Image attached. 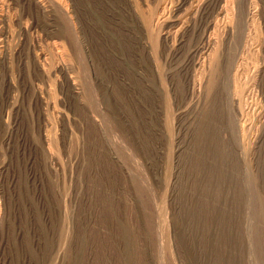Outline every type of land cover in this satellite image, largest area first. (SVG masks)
Returning a JSON list of instances; mask_svg holds the SVG:
<instances>
[{
  "label": "rangeland",
  "instance_id": "obj_1",
  "mask_svg": "<svg viewBox=\"0 0 264 264\" xmlns=\"http://www.w3.org/2000/svg\"><path fill=\"white\" fill-rule=\"evenodd\" d=\"M0 264H264V0H0Z\"/></svg>",
  "mask_w": 264,
  "mask_h": 264
},
{
  "label": "bare ground",
  "instance_id": "obj_2",
  "mask_svg": "<svg viewBox=\"0 0 264 264\" xmlns=\"http://www.w3.org/2000/svg\"><path fill=\"white\" fill-rule=\"evenodd\" d=\"M205 48H207V47H203V49H205ZM203 49H201V50H203ZM197 50H199V49H197ZM195 52V51H194Z\"/></svg>",
  "mask_w": 264,
  "mask_h": 264
}]
</instances>
